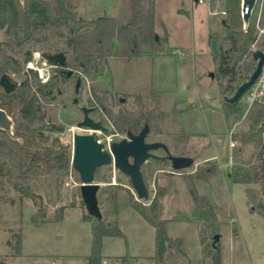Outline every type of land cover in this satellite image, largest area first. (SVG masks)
Here are the masks:
<instances>
[{"label":"rangeland","instance_id":"obj_1","mask_svg":"<svg viewBox=\"0 0 264 264\" xmlns=\"http://www.w3.org/2000/svg\"><path fill=\"white\" fill-rule=\"evenodd\" d=\"M68 1L79 16L89 19L111 16L117 25H123L131 24L134 16L133 0ZM153 2L156 41L139 35L134 39L137 54L129 55L123 51L122 37L117 32H107L105 38H110L117 47L101 57L107 60L102 76L92 79L79 69L65 67L73 75L60 82L56 97L41 101L43 107L37 124L51 122L62 126L60 131H47V143L53 144L56 138L59 143L69 145L72 152L74 134L93 132L77 124L83 119V106L92 107L90 116L109 128L108 132L96 131L107 149L112 142L127 138V132L118 129L115 122L122 124L126 119L143 116L150 126L147 141L163 142L172 154L194 158V166L174 170L170 160L163 158V148L153 151L156 157L142 166L149 192L147 199L137 198L130 178L113 163L99 168L95 181L100 183L104 197L112 194L117 184L121 186L117 189L120 202L117 218L125 234L105 238L103 253L107 256L101 264H216L213 254L217 251L219 264H264V219L251 210L247 196V189L257 192L259 184L234 183L226 172L240 158L237 149L242 145L234 135L248 128L254 106L243 97L242 112L228 115L224 109V96L233 93L220 92L216 63L219 53L215 55L210 46L212 34L220 30L219 21L225 15L223 0ZM143 5L148 8V0ZM3 39L4 31L0 30V42ZM263 40L264 34L259 32L257 42ZM257 42L253 50L261 47L264 50ZM105 44L109 46L108 41ZM161 54L166 56L160 57ZM72 55V51L67 53V60ZM26 67L36 70L42 82L57 70L40 51H34ZM8 75L17 83L25 78L24 72ZM77 78H80L78 87ZM178 98L193 99L206 108L204 113L196 110L189 119L190 130L199 129L201 124L203 134L184 127L183 109L179 108L180 103L176 105ZM211 105L219 111L212 113ZM231 140L236 142L233 150ZM253 149V144L246 145L242 156L248 158ZM209 156L211 161L198 165L199 157ZM199 168L205 170L206 176L195 178L194 183L197 191L214 205L213 219L206 218L207 209L196 208L189 189L187 176ZM80 183L71 165L53 193L40 187L34 197L24 196L20 200L19 193L11 191L13 203L7 198L0 200V264H87L92 231L91 223L82 218L87 210L81 202ZM57 191L61 200L57 199ZM131 194L143 203L158 200V216L166 221L170 237L183 239L185 254L169 249L161 263L152 258L156 251L155 228L129 204ZM71 202L75 207L66 206L60 221L38 225L43 218H53L59 206ZM103 202L101 210L112 220L110 201L106 198ZM40 210L46 211V217L40 215ZM215 235L219 238L214 244ZM208 248L212 254H208Z\"/></svg>","mask_w":264,"mask_h":264},{"label":"trees","instance_id":"obj_2","mask_svg":"<svg viewBox=\"0 0 264 264\" xmlns=\"http://www.w3.org/2000/svg\"><path fill=\"white\" fill-rule=\"evenodd\" d=\"M143 2L144 0H133L134 16L131 24L117 25L116 19L111 16L90 19L79 16L68 0H0V30L5 34V39L0 42V78L9 72L25 73V78L17 83L11 92H6L0 84V107L13 117L16 135L12 137L0 128V191L4 190L0 192V200L7 198L13 203L11 191L19 193L20 200L24 196L34 197L36 189L40 187L53 193L72 165L69 145L59 143L56 138L53 144L47 143L49 138L47 131H60L62 126L51 122L37 124L39 112L43 107L41 101H49L56 97L60 91V82L68 78L58 71L42 82L36 70L26 67L32 60L34 51H40L42 54L59 51L67 54L72 51L73 55L67 61V66L79 69L85 76L96 79L102 76L107 64V60H102L101 57L110 54L107 52L117 47L110 42V38L108 40L105 38L107 32H117L122 37L125 43L123 51L129 55L137 54L134 39L139 35L143 39L151 38L156 41L154 2L148 0V8ZM223 3L224 23L221 18L220 30L213 33L212 37L217 40L219 47L216 63L220 92L227 95L233 93L256 66L253 44L257 40L258 27L264 25V0H257L246 28L242 18V0H223ZM107 41L109 46L105 44ZM257 45L264 46V40L257 42ZM49 62L52 63V60ZM252 106L254 109L248 128L240 135H234L242 145L237 149L240 158L227 175L234 183L259 184L257 192L248 188L247 196L251 210L259 213L264 219V125H261L264 120V97L263 101L255 100ZM224 109L228 115L242 112L241 100L234 104L224 101ZM115 123L118 129L128 134L129 131L139 132L138 130L148 123V119L140 116L135 120L126 119L122 124ZM250 144L254 146L253 153L244 158L242 155L245 146ZM99 168L94 172L95 178L98 176ZM204 175L205 170L199 168L187 176V181L196 208L201 211L207 209L209 214L206 218L213 219L214 205L197 191L194 183L195 178H202ZM119 188L121 186L117 184L112 194L105 197L103 191L100 189L98 191L100 208H103V201L106 198L110 201L108 209L113 215L112 220L104 212L102 218L88 211L87 214H82L83 220L91 223L92 231L91 253L87 257V264L102 263L105 236L125 237L117 218L120 209L117 192ZM38 195L42 198L41 194ZM57 199L61 200L58 191ZM81 202L84 203L83 199ZM129 204L155 228L156 251L152 258L157 263L164 260L169 249L185 254L183 239L167 234L166 221L158 216L159 202L156 198L149 203H143L134 199L131 194ZM68 205L75 207V203L72 202L63 204L57 208L53 218H43L38 225L60 221L64 208ZM39 213L46 217L45 210H40ZM32 221L36 222L35 219ZM206 251L212 254V249L208 248ZM213 257L216 264H219L218 251Z\"/></svg>","mask_w":264,"mask_h":264},{"label":"water","instance_id":"obj_3","mask_svg":"<svg viewBox=\"0 0 264 264\" xmlns=\"http://www.w3.org/2000/svg\"><path fill=\"white\" fill-rule=\"evenodd\" d=\"M23 1V0H21ZM257 0H242V18L244 27L249 24L252 11ZM247 8V12H246ZM224 23V19H222ZM211 50L215 55L219 53L218 42L215 38L210 39ZM49 59L55 63L65 65L66 55L64 52L46 53ZM253 58L256 61V66L249 77L240 83L231 96H224V101L234 104L240 101L250 88L258 81L264 71V50L254 49ZM67 76L72 75V70H66ZM0 84L6 92H11L17 81L11 78L8 74L0 78ZM80 78H77L78 87ZM86 116L84 120L78 123L79 127H90L93 132L76 133L73 137V151L71 164L79 173L81 183L80 192L85 204L86 210L98 217L102 218V211L98 200V191L100 183L95 181L94 172L97 168L113 163L116 168L122 171L130 178L131 186L138 199H147L149 192L142 173V165L149 159L156 157L153 151L163 148L167 158L171 162L174 170H182L194 166V158L189 155H174L169 147L160 141H147V136L150 132L148 123L139 132L129 131L127 138L120 141H115L110 144L107 149L105 144L101 142L96 134L97 130L108 132L109 128L101 121H96L88 115L90 108L84 107ZM264 125V120L261 122ZM0 128L7 131L12 137L14 134V119L8 112L0 107ZM219 238L214 236V244Z\"/></svg>","mask_w":264,"mask_h":264},{"label":"crops","instance_id":"obj_4","mask_svg":"<svg viewBox=\"0 0 264 264\" xmlns=\"http://www.w3.org/2000/svg\"><path fill=\"white\" fill-rule=\"evenodd\" d=\"M168 38V37H167ZM160 57L162 56V57H164V56H166V54H161V55H159ZM180 60H185L184 58H180ZM178 103H180V105H179V108H182L183 109V111H182V118H183V125H184V127L186 128V129H188L189 131H194V132H197V133H200V134H203V130L201 129V124H198V126H200V128L199 129H197V130H195V129H193V130H190V126H191V122L189 121V119L191 118V117H193L192 116V113H194L196 110H201V112H206V108L200 103V104H198L195 100H193V99H179L178 98V102H176V105L178 104ZM212 106V107H211ZM209 108H210V110H213L212 111V113L214 112H216V111H219V110H217L218 108L217 107H214L213 105H211ZM220 110L221 111H223L221 108H220ZM223 114H224V111H223ZM214 115V114H213ZM225 115V114H224ZM214 117V116H213ZM226 117V116H225ZM227 119V118H226ZM195 127V126H194ZM232 141H234V140H231V142ZM231 142H230V147H232L231 146ZM234 147V146H233ZM233 147H232V150H233ZM194 155V154H193ZM195 156V155H194ZM200 159H198V165L199 164H201V163H203V162H206V161H211L212 160V157L211 156H209V157H204V158H201V157H199ZM232 163H230V165H231ZM231 167V166H230ZM228 170H229V168L227 169V171L226 172H228ZM209 171H211V169L209 168ZM204 176H206V174L204 175ZM107 236H105L104 238H103V248H104V242H105V238H106ZM103 248H102V253H103ZM107 255H105L104 253H103V259H102V261L105 259V257H106Z\"/></svg>","mask_w":264,"mask_h":264},{"label":"built area","instance_id":"obj_5","mask_svg":"<svg viewBox=\"0 0 264 264\" xmlns=\"http://www.w3.org/2000/svg\"><path fill=\"white\" fill-rule=\"evenodd\" d=\"M225 13V11H223ZM247 12V8H246ZM264 26H259V32L264 34ZM259 34V33H258ZM257 42V40H256ZM255 42V44H256ZM253 44V47H255ZM264 97V71L258 81L250 88V90L246 93L245 98L250 102L253 103L255 100L263 101ZM236 142L232 141L231 146H235Z\"/></svg>","mask_w":264,"mask_h":264},{"label":"flooded vegetation","instance_id":"obj_6","mask_svg":"<svg viewBox=\"0 0 264 264\" xmlns=\"http://www.w3.org/2000/svg\"><path fill=\"white\" fill-rule=\"evenodd\" d=\"M59 52H61V51H59ZM62 52H64V51H62ZM55 53H58V52H55ZM65 53V52H64ZM52 54V53H51ZM65 55H66V64L65 65H61V64H58V63H55V61L54 60H52V59H49L45 54H42V56L43 57H45L46 58V60L49 62V60H52V63H50L55 69H58V70H55V73H53V74H56L58 71L60 72V73H63V74H65V76H66V78H69V77H71L72 75H73V73H72V75H70V76H67V73H66V70H69V69H67V68H65V67H67V54L65 53ZM52 74V75H53ZM84 107H86V106H83L82 107V110H83V108ZM88 108H90V110H89V112H88V115L90 116V113L91 112H93V108L92 107H88ZM83 113H84V116H83V119L82 120H84V118H85V116H86V113L84 112V110H83ZM91 117V116H90ZM81 120V121H82ZM95 120V119H94ZM96 121H100V120H96ZM80 122V121H79ZM78 122V123H79ZM102 122V121H101ZM77 123V124H78ZM90 128V127H89ZM91 129V128H90ZM98 131V130H97ZM165 155H166V153H165ZM165 155L163 156V158L165 157ZM165 159H167V158H165Z\"/></svg>","mask_w":264,"mask_h":264}]
</instances>
